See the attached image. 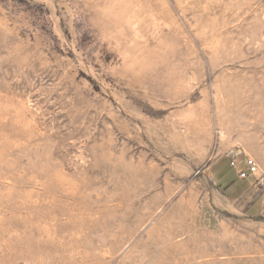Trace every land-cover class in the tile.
Listing matches in <instances>:
<instances>
[{"label": "rangeland", "instance_id": "rangeland-1", "mask_svg": "<svg viewBox=\"0 0 264 264\" xmlns=\"http://www.w3.org/2000/svg\"><path fill=\"white\" fill-rule=\"evenodd\" d=\"M236 150L264 181V0H0V264H264Z\"/></svg>", "mask_w": 264, "mask_h": 264}, {"label": "crops", "instance_id": "crops-1", "mask_svg": "<svg viewBox=\"0 0 264 264\" xmlns=\"http://www.w3.org/2000/svg\"><path fill=\"white\" fill-rule=\"evenodd\" d=\"M216 179L220 190H216L213 196L221 207L226 206L234 209L236 206L237 211L244 212L246 209L258 206V202L255 200L256 190L246 181L239 180L236 171L229 165L228 168L216 172Z\"/></svg>", "mask_w": 264, "mask_h": 264}, {"label": "built area", "instance_id": "built-area-1", "mask_svg": "<svg viewBox=\"0 0 264 264\" xmlns=\"http://www.w3.org/2000/svg\"><path fill=\"white\" fill-rule=\"evenodd\" d=\"M228 165L231 169L236 171L239 180H248L254 178L255 182L263 187L264 181L259 173V166L255 160L240 150L230 151L226 155Z\"/></svg>", "mask_w": 264, "mask_h": 264}]
</instances>
